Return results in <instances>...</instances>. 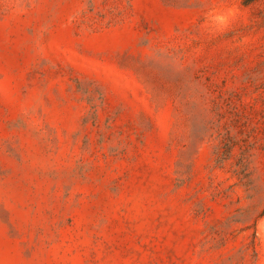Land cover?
Wrapping results in <instances>:
<instances>
[{
    "label": "rangeland",
    "instance_id": "obj_1",
    "mask_svg": "<svg viewBox=\"0 0 264 264\" xmlns=\"http://www.w3.org/2000/svg\"><path fill=\"white\" fill-rule=\"evenodd\" d=\"M0 264H264V0H0Z\"/></svg>",
    "mask_w": 264,
    "mask_h": 264
}]
</instances>
